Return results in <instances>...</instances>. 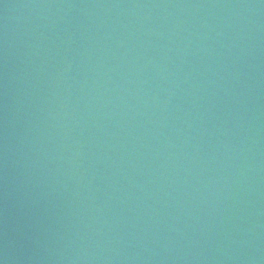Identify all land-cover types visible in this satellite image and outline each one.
<instances>
[{
  "label": "water",
  "instance_id": "1",
  "mask_svg": "<svg viewBox=\"0 0 264 264\" xmlns=\"http://www.w3.org/2000/svg\"><path fill=\"white\" fill-rule=\"evenodd\" d=\"M0 264H264V0H0Z\"/></svg>",
  "mask_w": 264,
  "mask_h": 264
}]
</instances>
